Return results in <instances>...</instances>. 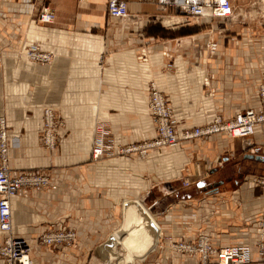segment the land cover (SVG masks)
I'll list each match as a JSON object with an SVG mask.
<instances>
[{"label":"crops","instance_id":"obj_1","mask_svg":"<svg viewBox=\"0 0 264 264\" xmlns=\"http://www.w3.org/2000/svg\"><path fill=\"white\" fill-rule=\"evenodd\" d=\"M106 1L0 0V113L20 139L9 150L10 166L42 168L50 177L47 187L11 197L14 233L31 244L37 229L62 220L78 229V248L63 256L33 247L35 264H101L94 247L120 228L123 202L136 199L158 224L157 241L146 256H118L115 264H200L168 242L203 231L217 244L253 242L264 189L246 180L251 172L264 176V125L248 138L203 136L144 160L115 154L93 161L94 118L85 115L83 97L95 95L87 106L109 120L115 145L154 135L150 81L166 93L178 127L256 106V87L264 83V7L257 3L264 0H233L230 17L192 23L158 0H127L128 16L111 17ZM42 3L55 9L52 23L33 21ZM208 39L216 42L211 55ZM33 42L53 53L49 64L17 53ZM208 75L214 92L205 96ZM43 105L67 127L53 150L39 142ZM181 167L188 171L182 176H197L188 187L176 173Z\"/></svg>","mask_w":264,"mask_h":264},{"label":"built area","instance_id":"obj_2","mask_svg":"<svg viewBox=\"0 0 264 264\" xmlns=\"http://www.w3.org/2000/svg\"><path fill=\"white\" fill-rule=\"evenodd\" d=\"M233 0H158L162 7H173L177 13L186 16L193 22L204 18L230 17L233 13ZM106 13L115 18L128 16L127 0H107ZM56 13L48 5L40 6L37 20L41 23H52ZM209 50L213 52L216 42L211 41ZM36 44V45H35ZM26 46V47H25ZM24 46L22 53L29 61L39 65H47L53 59V53L42 49L37 43ZM145 55V54H144ZM204 87L212 95L210 77H204ZM147 108L152 117L154 135L138 142L115 145L111 136V125L107 118L101 117L98 108H88L89 103L96 101L95 95H85L84 113L93 116V139L90 147V157L97 161L103 157L115 154L129 156L136 154L144 160L150 151L169 147L175 144L191 142L203 136L227 134L231 137L248 138L255 135L257 127L264 125V83L256 87L257 105L234 113L231 116L216 115L201 125L178 127L174 120L173 109L166 99V93L154 81L147 85ZM4 115H0V232L3 240L0 242V264H35L31 256V244L24 237L13 233L11 219V197L22 190L42 189L49 185L48 173L24 167L13 170L9 162V150L18 147L19 137L8 129ZM60 116L48 105L41 108L39 114V134L41 144L53 150L66 132V125ZM182 171V170H181ZM182 178L184 187L195 181V176L188 174ZM253 184L264 188V177L253 175L249 177ZM257 238L251 243L217 244L211 236L203 231L190 238H177L168 242L169 249L183 257L194 259L200 264H264V216L257 219ZM79 237L75 226H68L62 220H54L43 227L34 238L36 247L59 249L63 255L77 249Z\"/></svg>","mask_w":264,"mask_h":264},{"label":"water","instance_id":"obj_3","mask_svg":"<svg viewBox=\"0 0 264 264\" xmlns=\"http://www.w3.org/2000/svg\"><path fill=\"white\" fill-rule=\"evenodd\" d=\"M159 226L143 204L126 200L122 205V224L93 249L101 264H112L118 256H146L155 246Z\"/></svg>","mask_w":264,"mask_h":264},{"label":"rangeland","instance_id":"obj_4","mask_svg":"<svg viewBox=\"0 0 264 264\" xmlns=\"http://www.w3.org/2000/svg\"><path fill=\"white\" fill-rule=\"evenodd\" d=\"M258 5H260L261 7H264L263 5V3H261V4H259V2L257 3ZM42 5H48V4H45V3H42L40 6H42ZM48 6H50V5H48ZM50 7H52V6H50ZM53 8V7H52ZM54 9V8H53ZM39 10H40V7L38 8V11H37V15H38V12H39ZM54 11H55V9H54ZM176 11V10H175ZM55 13H56V11H55ZM37 15H36V17L33 19V21L34 22H39V20H37ZM184 16V19H185V21H187L188 23H192L193 21H189L188 19H186V16L185 15H183ZM224 18H227V17H224ZM55 20V19H54ZM41 23V22H40ZM43 24H45V23H43ZM47 24V23H46ZM212 40H210V39H208V41H207V47H208V53H209V55H211L212 53H214V51L213 52H211L210 50H209V46L211 45V42ZM33 43H36V42H33ZM40 47H41V45L39 44V43H37ZM36 45V44H35ZM26 47V46H25ZM42 49H44L43 47H41ZM24 49V47L19 51V52H17L18 54H21L22 56H24L25 58H26V56L24 55V53H22V50ZM216 49V48H215ZM44 50H46V51H49V50H47V49H44ZM51 52V51H50ZM141 55H144V54H142L141 53ZM53 60V59H52ZM32 62V61H31ZM33 63V62H32ZM36 64V63H35ZM39 65V64H38ZM209 76V75H208ZM207 77V76H206ZM203 82V85H204V81H202ZM261 83H263V82H261ZM211 87V86H210ZM205 90V87L203 86V95L205 94V92L207 93V91H204ZM257 94V93H256ZM257 96V95H256ZM203 98H205L204 96H203ZM83 99H84V101H85V98L83 97ZM205 99H209V98H205ZM43 106H45V105H43ZM43 106H41V108L43 107ZM48 106H50V105H48ZM51 107V106H50ZM54 111H55V115L57 116H60L61 117V115L59 114V112L57 111V110H55L53 107H51ZM41 110V109H40ZM0 115H4V114H2V113H0ZM4 117H5V115H4ZM61 119L62 120H64L62 117H61ZM6 120V119H5ZM63 122H65V121H63ZM6 123H7V120H6ZM65 125H66V123H65ZM199 125H201V124H199ZM39 126H40V123H39ZM93 131V130H92ZM66 132H67V127H66ZM66 132H65V134H66ZM65 136V135H64ZM39 142H40V144H41V141H40V134H39ZM182 144V143H181ZM58 145V144H57ZM41 146L44 148V149H46V150H50V149H48V148H46L44 145H42L41 144ZM91 147V146H90ZM55 149V148H54ZM90 152V151H89ZM12 168V167H11ZM28 168H32L33 169V167H28ZM13 169V168H12ZM16 169H22L21 167L20 168H16ZM36 169H40V170H42V171H44L42 168H36ZM13 170H15V169H13ZM182 170V171H181ZM179 171H181V172H183V171H187V169L185 168V167H181L180 169H178L177 170V174H178V176H181V177H184V176H182L180 173H179ZM45 172V171H44ZM188 172V171H187ZM47 173V172H46ZM197 173H199L198 171H197ZM197 173H196V175H197ZM191 175L193 174V173H190ZM251 174L252 175H257V176H263L261 173H257V172H251ZM186 175H188V174H185V176ZM193 176V175H192ZM197 177V176H196ZM250 177V176H249ZM247 178L248 180H246V183H250V184H252L250 181H249V179L250 178ZM264 177V176H263ZM181 179V181H182V178H180ZM240 179V178H239ZM242 179V178H241ZM240 179V180H241ZM233 184V183H232ZM242 184V183H241ZM239 185H240V181H239ZM258 187H260V186H258ZM261 188V187H260ZM30 189V188H29ZM31 189H33V188H31ZM262 190L264 189V188H261ZM16 194V193H15ZM70 226H72V225H70ZM76 228V227H75ZM76 230H78L77 228H76ZM39 231L40 230H38L37 229V231H36V233H35V236H36V234H38L39 233ZM1 233V232H0ZM13 233H14V231H13ZM2 234V233H1ZM78 234V233H77ZM14 235H16L15 233H14ZM16 236H19V235H16ZM35 236H34V238H35ZM20 237H23V236H20ZM79 237V236H78ZM2 240H3V237H2ZM34 240V239H33ZM79 243V242H78ZM31 247L33 248V247H35V248H37V249H40V247H36L35 246V243H31ZM77 248H78V245H77ZM41 249H43V248H41ZM58 251L60 252V250L58 249ZM62 255H63V253H61ZM70 254H71V252H70ZM69 254V255H70ZM63 256H65V255H63ZM127 258V257H126ZM35 261V260H34ZM116 260H114V262H115ZM112 263V264H115V263Z\"/></svg>","mask_w":264,"mask_h":264},{"label":"bare ground","instance_id":"obj_5","mask_svg":"<svg viewBox=\"0 0 264 264\" xmlns=\"http://www.w3.org/2000/svg\"><path fill=\"white\" fill-rule=\"evenodd\" d=\"M258 84V83H257ZM147 110L149 111V109L147 108ZM150 213V212H149ZM118 263V262H117ZM118 264H128V262L125 261V259H123L120 263Z\"/></svg>","mask_w":264,"mask_h":264}]
</instances>
